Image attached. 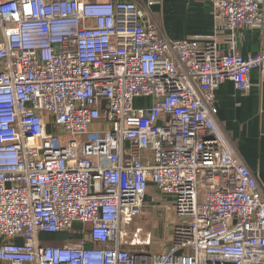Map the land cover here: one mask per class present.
<instances>
[{"label":"built area","instance_id":"obj_1","mask_svg":"<svg viewBox=\"0 0 264 264\" xmlns=\"http://www.w3.org/2000/svg\"><path fill=\"white\" fill-rule=\"evenodd\" d=\"M211 1L214 35L170 41L153 0H0V264H264V196L214 106L264 80V0ZM151 186L176 216L156 254L125 247Z\"/></svg>","mask_w":264,"mask_h":264},{"label":"crops","instance_id":"obj_2","mask_svg":"<svg viewBox=\"0 0 264 264\" xmlns=\"http://www.w3.org/2000/svg\"><path fill=\"white\" fill-rule=\"evenodd\" d=\"M90 3L130 2L131 0H85ZM147 2L149 0H139ZM150 13L164 37L170 41L212 36L216 31L211 0H153ZM259 30L237 29L236 51L243 57L259 52ZM229 32L222 31L217 42L221 53L229 51ZM251 88L246 94L236 92L230 81L215 91L217 121L234 146L237 156L256 179L264 196V80L258 69L250 72ZM150 192L157 193L152 186ZM148 191V193H149ZM158 194V193H157ZM146 207L156 201L146 196ZM54 241V240H53Z\"/></svg>","mask_w":264,"mask_h":264},{"label":"rangeland","instance_id":"obj_3","mask_svg":"<svg viewBox=\"0 0 264 264\" xmlns=\"http://www.w3.org/2000/svg\"><path fill=\"white\" fill-rule=\"evenodd\" d=\"M149 104L150 101L147 99L136 98L134 100V106L137 108H146ZM148 198L155 199L156 202L151 207H145L143 214L138 219H132L128 223L125 229V247L131 251L145 249L156 254L162 252L172 242V227L176 216H174L171 207L172 201L166 196L149 191ZM43 239L48 242L60 241L63 236H44Z\"/></svg>","mask_w":264,"mask_h":264}]
</instances>
